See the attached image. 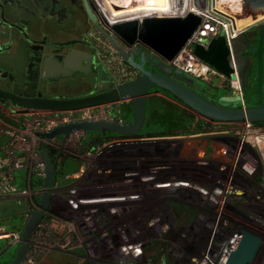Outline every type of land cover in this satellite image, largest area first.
Returning <instances> with one entry per match:
<instances>
[{
	"label": "built area",
	"instance_id": "built-area-1",
	"mask_svg": "<svg viewBox=\"0 0 264 264\" xmlns=\"http://www.w3.org/2000/svg\"><path fill=\"white\" fill-rule=\"evenodd\" d=\"M199 13L202 15L201 24L175 58L168 63L174 69L207 84L229 85L235 89L234 92H238L242 97L238 75L236 79L230 80L195 54V46L201 43L204 38L210 39L222 33L234 36L235 31L231 21L211 9L199 11ZM89 39L96 46L100 61L108 69L113 85L128 83L138 77L139 71L124 63L122 57L116 54V47L99 29L91 30ZM118 103H128V100ZM118 103L74 111L30 109L24 112L22 108L14 107L17 110L12 113L13 116H10L12 117L11 121H5L6 123L3 124L2 136L4 140L3 145L0 146L2 155L0 156V201L21 199L27 206L24 224L35 211L42 212L43 218H48L51 211L57 214V220L52 218L49 227H47L52 231V237L49 240H34L33 237L44 219L39 221L31 236L29 248L20 264H38V249H49L50 245L52 247L53 243L61 240L58 238L60 230H67L68 234H71L77 223L83 234L88 231L86 229L88 226L96 231L91 240H99L102 254L106 253L110 257L122 254L124 259L134 258L138 253H135L136 246L132 244L130 225H155L154 220L151 219L152 215L150 216L151 209L156 208L159 204L164 206L167 199L177 197L173 195L174 192L185 195L187 199L194 201L192 204L198 208L207 204L205 207L213 210H231L237 205L247 202L252 206H254L253 203L256 205L261 202L257 197L248 198V194L254 190L262 192L264 188V141L261 144L253 143L246 138H240V132L263 133L264 124L257 125L249 122L231 124L235 126L233 135L228 129L221 130L222 136L219 137L217 147L229 162L225 163L226 161L221 160H215L217 161L215 162L212 158L211 162L208 161L205 170L194 171L191 167L192 171L188 169L185 174L181 171V173H166L162 176V172H156L155 169L151 171L146 164L145 166H132V163L127 161L118 166V163L108 162L101 163L102 165L95 169L97 177L84 185L68 189L67 184L60 186V182L55 179L53 186H44L46 170L41 156V147L46 144L51 149L55 148L54 143L64 144L59 138L48 139L43 134L74 121H123L119 115L120 109H116L117 114L113 112V105ZM1 106L4 104L1 103ZM1 112L3 111L0 108V114ZM77 133L84 136V132H74L72 135ZM237 133L239 137L236 136ZM107 140L109 143L123 141L116 138ZM80 169L78 172H73L77 173L75 178L83 173V169ZM19 171H23V185L17 179ZM150 174H159L160 178L153 180L150 178ZM187 176L191 180H188ZM258 176L263 177V182H259ZM181 177L184 179H180ZM73 180L71 179V183L74 182ZM167 182L186 183L190 187L187 189V187L179 185L160 186ZM172 189L173 192H168ZM62 190L67 195V198L63 200L64 205L54 207L55 192ZM189 190L193 194L192 198L188 196ZM43 195H49L46 208L41 206L40 201L35 200L36 197L41 199ZM202 197H205L207 201ZM197 199L202 202L198 203ZM217 212L219 216L222 215L221 211ZM149 216L150 219H148ZM118 227L123 228L119 229ZM219 234H217V238L211 237L212 240L218 239ZM64 235L63 239L69 237ZM0 240H7L8 245H18L23 241L22 231L0 223ZM114 240H118V242L115 243ZM211 241L210 244L208 243V247H212ZM127 247L131 249V253L130 251L124 252ZM214 248L218 249L219 246ZM136 250L138 249L136 248ZM212 251L210 248L205 251L206 258H211L204 264H212L214 259ZM230 252V249L225 251L219 264H226ZM204 255L203 257H205Z\"/></svg>",
	"mask_w": 264,
	"mask_h": 264
},
{
	"label": "water",
	"instance_id": "water-1",
	"mask_svg": "<svg viewBox=\"0 0 264 264\" xmlns=\"http://www.w3.org/2000/svg\"><path fill=\"white\" fill-rule=\"evenodd\" d=\"M109 1L112 4L115 2L118 4L121 0ZM212 1L176 0V11H152L138 15L131 13L115 16L113 19L109 18L103 9V6H108L105 0H82L89 19L113 43L117 49L116 54L122 57L125 64L139 71L137 78L118 85L112 84L108 69L101 61H98L97 48L85 40L51 44L59 47L81 44L90 49L91 53L71 49L66 55L52 56L42 46L44 41L39 43L33 39L35 32L32 26L21 28L19 38L12 33L4 32L2 39L8 47L6 46V50L5 46L0 44V102L22 108L24 112L30 109L74 111L125 100L131 104V121H74L43 134L48 139L54 137L61 139L62 144H65L74 132H97L102 135L114 133L119 135V138L139 136L147 122L148 99L153 89L170 93L187 108L188 113L198 114L211 121L229 124L264 123V22L259 21L264 18V8L260 12V4L254 7V13L249 16L246 25L247 27L251 25V29L258 25L259 38L255 52L257 72L254 90V93L258 95L256 105H239L242 97L238 92L233 93L232 99L224 95L219 97L218 101L212 100L185 82L184 72L174 69L168 63L175 58L201 24L202 15L199 11L211 9L228 18L223 12L212 9ZM121 6L125 7L124 4ZM114 7L120 8L116 5ZM234 39L235 36H228L225 33L210 39L204 38L195 46V54L228 79H236L240 68L238 54L233 45ZM10 48L13 52H8ZM82 60L85 61V65L81 64ZM91 63L100 67L101 80L109 83L107 87L96 86L91 93L69 97L46 96L38 89L40 80L46 77L66 76L72 73L71 69L86 72L90 69L88 66ZM8 74L10 81H14V85L10 88L4 87L1 82V80L5 81ZM41 156L46 170L44 186L51 187L55 183L60 151L52 155L50 147L44 144L41 147ZM48 200L49 195L41 197L40 204L43 208L47 207ZM43 215L39 211L32 213L24 224L23 241L17 245L13 258L0 264L21 263L29 248L31 236ZM262 242L263 238L259 234L242 229L226 264H252Z\"/></svg>",
	"mask_w": 264,
	"mask_h": 264
},
{
	"label": "rangeland",
	"instance_id": "rangeland-1",
	"mask_svg": "<svg viewBox=\"0 0 264 264\" xmlns=\"http://www.w3.org/2000/svg\"><path fill=\"white\" fill-rule=\"evenodd\" d=\"M106 1L107 4L109 3L108 5L121 6L116 2L112 4L111 1ZM30 4L33 6L31 0ZM113 7L111 6V8ZM124 10L132 9L123 8L115 12V14ZM244 26L245 25L238 28L240 33L246 31ZM33 28L34 32H39L36 24ZM183 80L199 91L205 90L208 96L211 97H215L213 93L219 95L221 93L220 89L229 90L226 96L230 99H232L235 94L234 88L223 83L218 85L216 83L207 84L201 81L202 83L200 82L199 85L197 84V79L186 74ZM85 82L86 81H74L72 82L74 84L70 83L69 85L65 83L52 85L46 87L44 93L47 96L66 97L91 93L95 86ZM104 87L107 86H102V88ZM242 104L244 105L246 103L242 102ZM119 105L120 103L113 105V109H119ZM0 108L1 111H3L0 114V119H2L0 120V146H2L4 140L2 136L3 124L9 120L11 121L12 117L10 116H13L12 113L15 112L17 108L6 104L4 106L0 105ZM200 123H202L201 127H199ZM234 127L235 126L231 124H221L196 114V121L190 128L188 135L164 138L141 136L134 140L126 139L122 142L113 143H109V140L102 138L99 139L92 150L88 148V150L83 152L80 151L83 145L82 134L77 133L69 137L64 145L54 143L55 154L57 151H60L58 164L65 157L70 156L67 157L63 166L58 167L59 173L57 174V180L60 182V186L67 184L68 189L84 185L97 177V174H95L96 168L108 162L118 163V166L127 161L132 163V166H145L146 164L151 171L155 169L156 172H162V176L166 173H181V171L185 174L191 167L194 171L205 170L204 168L209 163L208 161L211 162L212 158L214 161L221 160L226 161L225 163L229 162L228 159L224 158V155L222 156V152L217 146L219 137L222 136L221 130L228 129L233 135L235 132V129H233ZM236 136L239 137V134L237 133ZM240 138H246L253 143L261 144L264 141V132L249 134L242 131L240 132ZM36 150H38V147H36ZM0 156H2L1 153ZM79 168L83 169V173L80 171L82 174L75 178L77 173L73 172L75 169L79 170ZM159 176V174H150V178L153 180H158L160 178ZM70 177L74 179L73 183H71ZM258 177V179H260L259 182H263V177ZM180 179L184 178L181 177ZM187 179L191 180L188 176ZM179 186L185 187L184 185ZM188 188L189 187H187V189ZM173 189L168 192H173ZM63 192V190L55 192V198L53 199L54 207L64 205L63 200L67 198V195ZM174 193L173 195L177 197L167 199L166 202H164V206L159 204L156 208L151 209L152 212L150 216L152 215L153 218L151 219L154 220L155 225H130L132 232L131 238L133 239L132 244H135L138 249L136 250L135 248V253H138L136 257L124 259L122 254L115 255V257H110L106 255V253L102 254L103 252L100 250L101 244L98 242L99 240H91L96 231L90 229L88 226L86 228L88 231L83 234L82 229L77 223L71 234H68L67 230H60V236L58 238L61 240L53 243L52 247L50 245L49 249H38V264H83L85 260H89L92 264H149L150 257H152L151 261L155 263L156 258L154 257L160 249L163 253H160V259L158 260H160L162 264H204V262L208 261L204 254L209 248L213 250L212 254L214 259L212 264H219L225 251L233 248L231 244L235 245L242 229L251 230L262 236V245L252 264H264V188L262 192L254 190L248 194V198H260V203L256 205L253 203L254 206H252L247 202L237 205L234 209H225L223 211L209 209L205 207L207 204H203L198 208L192 204L194 201L187 199L185 195L177 192ZM188 196L191 198L193 196L190 190ZM202 198L206 200L205 197ZM35 200L39 201V198L36 197ZM196 201L198 203L202 202L199 199ZM13 205L17 206V204L13 202L0 204V220L8 223L10 227L14 226L17 227L16 229L18 231H22L24 224L23 215L21 213L16 215L7 214L9 213L7 208ZM22 205L24 206V204ZM23 206L18 205L16 210H20L21 212ZM54 211H56L55 208ZM217 211H221L222 215L219 216ZM56 216L57 214L51 211L48 218H43L44 221L41 222L40 228L37 229L33 237L35 241H42L44 239L49 240L52 237V231L47 227H49L52 218L57 220ZM150 216L148 219H150ZM118 228L122 229L123 227ZM164 229L165 231H162ZM218 233H220V237L216 240H212L211 237L217 238ZM64 234L69 237L63 239L65 236ZM114 241L115 243L118 242V240ZM210 241L212 247H208ZM103 244L105 245V243ZM216 246H219V248H214ZM16 248V244L8 245L7 240H0V262L10 261L16 252ZM75 249L84 251L85 256L80 258L74 256L73 253ZM129 251L131 253V249L128 247L124 250L125 253ZM203 255L205 257H203Z\"/></svg>",
	"mask_w": 264,
	"mask_h": 264
},
{
	"label": "flooded vegetation",
	"instance_id": "flooded-vegetation-1",
	"mask_svg": "<svg viewBox=\"0 0 264 264\" xmlns=\"http://www.w3.org/2000/svg\"><path fill=\"white\" fill-rule=\"evenodd\" d=\"M33 6L24 0H0V44L6 46L2 39V33L9 32L14 34L17 38L20 37V29L27 28L29 26H36L39 32L33 37L39 43L44 41L42 45L44 49L48 50V54L53 55H66L70 50L76 49L79 46L82 48L83 45L75 44L72 47H59L51 44L56 42L72 41V40H85L88 43L94 45L89 39V32L94 29H98L94 23L89 19L84 3L82 0H31ZM262 19V18H261ZM264 22V18L262 20ZM258 21V22H259ZM250 26L245 27V32H235V39L233 45L235 46L236 54H238L239 73L238 77L240 80L241 91H242V102H245L247 98V86L249 85V72L253 69V66L257 65L255 52L258 45V25L253 29ZM52 34H62L63 39H58L59 35L52 36ZM38 46V45H37ZM40 46V44H39ZM95 46V45H94ZM8 47V46H7ZM96 47V46H95ZM7 50V49H6ZM8 52H13V49H9ZM57 53V54H56ZM251 61V63H250ZM84 75L82 71H72L71 75L67 77L57 76L46 77L44 80H40L38 89L44 94L46 87L59 84L64 78H73L75 76ZM5 81L1 80L2 84L6 88H10L14 85V81H10L8 78ZM1 79V73H0ZM256 96V102L258 95ZM206 97L218 101L219 97L208 96L207 93L200 90ZM225 96L227 94H224ZM47 96V95H46ZM66 97V96H63ZM222 97V96H221ZM264 99V93H263ZM241 104L239 105H243ZM246 103V102H245ZM246 105V104H244ZM251 106V105H246ZM137 137L131 138H119L117 140H134ZM105 139V138H104ZM55 155V154H54Z\"/></svg>",
	"mask_w": 264,
	"mask_h": 264
},
{
	"label": "trees",
	"instance_id": "trees-1",
	"mask_svg": "<svg viewBox=\"0 0 264 264\" xmlns=\"http://www.w3.org/2000/svg\"><path fill=\"white\" fill-rule=\"evenodd\" d=\"M256 72H257V65L255 63V65L253 66V69L250 70L249 75H248L250 82L246 88L247 93H248L247 98L245 100L246 105H256V96L253 94V89L255 88V84H256ZM200 82L201 81L197 80V84L200 85ZM203 91L205 92V90ZM220 91L221 93L219 95L217 93H213V95L215 97H221L224 94L229 93V90L227 89H220ZM263 102H264V99H263ZM116 109L113 110L115 114H117ZM119 109H120L119 115L124 122H128L132 120V107L130 103H121L119 105ZM147 112H148L147 122H146V125L143 131L140 133V136L164 138V137L188 135L190 128L192 127L193 123L196 121V114L188 113L186 107L183 106L175 97H173L170 93L164 90H161V89H153L151 91V94L148 99ZM255 124L261 125L264 123L258 122ZM201 126H202V123L199 124V127ZM84 133L88 135L87 139L83 140L84 147L90 146L92 148L99 141V139H102V138L111 139V138L119 137V135H116L114 133H107L106 135H102L101 133H97V132H84ZM50 152L52 155H54L56 151L54 148H51ZM67 157H70V156H67ZM67 157H65L58 164V167L63 166V163L65 162ZM75 171H78V170L75 169L74 172ZM58 173L59 171L57 168V174ZM57 174H56V179H57ZM17 179L22 185L24 184L23 178H20L18 176ZM13 203L16 204V202H13ZM22 204H24V206ZM18 205L19 204H17V206ZM20 205L23 206V209H21V212L20 210H16L17 206L13 205L7 208L9 210V213L7 214L16 215V214L21 213L24 217V214L27 210V206L25 203H22V201ZM12 228L16 229L17 227L13 226ZM160 253H163L161 249L157 251L154 257L156 258L155 263L154 261H151L152 257H150L149 264H162V262L158 260L160 259L159 257L161 255ZM84 264H92V263L90 261H85Z\"/></svg>",
	"mask_w": 264,
	"mask_h": 264
},
{
	"label": "bare ground",
	"instance_id": "bare-ground-1",
	"mask_svg": "<svg viewBox=\"0 0 264 264\" xmlns=\"http://www.w3.org/2000/svg\"><path fill=\"white\" fill-rule=\"evenodd\" d=\"M106 1V0H105ZM122 1V2H121ZM118 1L119 5L124 4L125 7L120 6L121 8H114V5H108L106 1V6H103L105 13L109 18H115V16H122L124 14H143L150 13L152 11H176L175 1L176 0H121ZM261 5L259 11L261 12L264 8V0H213L212 9L215 11L223 12L231 21L232 27L235 32L238 31V28L243 25L248 24L249 16L253 15L254 7ZM111 6L113 8H111ZM137 7V8H135ZM132 9L124 10L117 14L115 12L120 11V9ZM139 11V12H138ZM142 11V12H141ZM164 183V182H163ZM168 184V185H167ZM167 184H160V186L167 187L171 185H184L185 187H190L189 184H178L174 182H167ZM189 185V186H186ZM232 247L234 244H231ZM230 245V246H231ZM232 250V249H231ZM211 258V257H209ZM207 259V258H206ZM208 260V259H207Z\"/></svg>",
	"mask_w": 264,
	"mask_h": 264
},
{
	"label": "crops",
	"instance_id": "crops-1",
	"mask_svg": "<svg viewBox=\"0 0 264 264\" xmlns=\"http://www.w3.org/2000/svg\"><path fill=\"white\" fill-rule=\"evenodd\" d=\"M25 2H27V3H30V0H24ZM29 28V27H28ZM38 32H35V35L37 34ZM56 35H59V37H57ZM52 34V36H55V37H57L58 39L60 38V39H63V37H62V34ZM73 49V48H72ZM77 50H82V51H86V52H88V53H91L92 51H90V49H88V48H86L85 46H83L82 48L79 46L78 48H76ZM71 51V50H70ZM96 57H97V59H98V61H100V59H99V57H98V55H97V52H96ZM95 58V57H94ZM81 64H86L85 63V61L84 60H82L81 61ZM80 64V65H81ZM83 66V65H82ZM90 69H88L86 72H84V71H82L83 72V74L84 75H81L80 77L79 76H75V77H73V78H64L63 80H61L60 82H59V84H74V83H72V82H74V81H77V82H80V81H86L85 83H90V84H92V85H94L95 87L96 86H99V87H102V86H108V82H103L102 80H101V77H100V70H99V68L100 67H97V66H95V63H91L89 66H88ZM71 71H75V70H73V69H71ZM69 75H71V74H68V75H66V76H63V75H60V76H63V77H67V76H69ZM59 84H56V85H59ZM0 105H1V103H0ZM87 137H88V135L86 134V133H84V136H82V138H83V140L84 139H87ZM82 140V141H83ZM88 148H90L91 150H92V147H90V146H88V147H84V145H82V149H80V151H85V150H88ZM17 175L20 177V178H23V173H22V171H19L18 173H17ZM70 179V178H69ZM21 199H9V200H3V201H0V204H2V203H7V202H16V204H21V201H20ZM22 203H24L23 201H22ZM2 222H4L3 220H0V223H2ZM4 224H7L6 222H4ZM8 225V224H7ZM73 255L74 256H76V257H78V258H80V257H84L85 256V252L84 251H82V250H80V249H75L74 250V253H73ZM85 261H89V260H85ZM84 261V262H85ZM84 264V263H83Z\"/></svg>",
	"mask_w": 264,
	"mask_h": 264
}]
</instances>
